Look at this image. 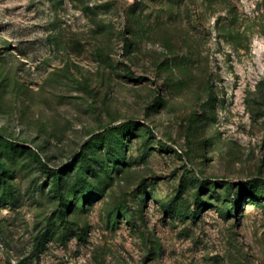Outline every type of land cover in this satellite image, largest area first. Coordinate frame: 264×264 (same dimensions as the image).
I'll use <instances>...</instances> for the list:
<instances>
[{
	"label": "rangeland",
	"instance_id": "374dc122",
	"mask_svg": "<svg viewBox=\"0 0 264 264\" xmlns=\"http://www.w3.org/2000/svg\"><path fill=\"white\" fill-rule=\"evenodd\" d=\"M0 264H264V0H0Z\"/></svg>",
	"mask_w": 264,
	"mask_h": 264
},
{
	"label": "trees",
	"instance_id": "16d2710c",
	"mask_svg": "<svg viewBox=\"0 0 264 264\" xmlns=\"http://www.w3.org/2000/svg\"><path fill=\"white\" fill-rule=\"evenodd\" d=\"M56 173V172H55ZM59 179V178H58ZM59 181V180H58Z\"/></svg>",
	"mask_w": 264,
	"mask_h": 264
}]
</instances>
